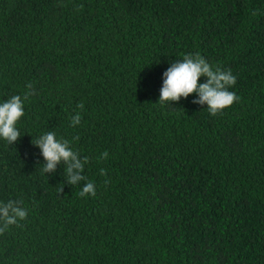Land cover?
<instances>
[{
    "label": "trees",
    "instance_id": "trees-1",
    "mask_svg": "<svg viewBox=\"0 0 264 264\" xmlns=\"http://www.w3.org/2000/svg\"><path fill=\"white\" fill-rule=\"evenodd\" d=\"M196 52L237 78L216 116L196 93L158 103ZM26 93L0 203L28 214L0 264H264V0H0V103ZM49 131L87 181L43 171Z\"/></svg>",
    "mask_w": 264,
    "mask_h": 264
},
{
    "label": "clouds",
    "instance_id": "clouds-1",
    "mask_svg": "<svg viewBox=\"0 0 264 264\" xmlns=\"http://www.w3.org/2000/svg\"><path fill=\"white\" fill-rule=\"evenodd\" d=\"M202 76L207 77V80L200 83L199 78ZM163 77V85L158 99V103L161 105L179 101L181 97L187 98L190 94L196 93L198 99H194L192 103L206 104L210 115L216 116L240 100L235 92L229 90L236 84L237 80L231 70H222L220 67L212 66L199 52L188 53L184 55L182 60L171 63L163 73ZM29 94L26 93L23 98L20 95H12L0 103V138L8 144H14L21 137L17 123L25 114L24 102ZM77 107L82 108L83 104H78ZM80 120L81 115L77 113L71 118V125L79 124ZM32 143L40 148L46 161L43 168L45 173L54 171L57 164L63 161L67 166V182L69 184L76 185L81 180L87 181V177L80 174L84 170V164L77 159L76 154L69 148L68 140L57 139L56 133L49 131L39 136ZM104 156L107 157V152L104 153ZM101 174H105L103 169ZM79 194L81 197L88 194L95 196L94 184L90 181L86 182ZM20 203L22 201L12 199L0 203V221L3 223V227H0V233L7 230L9 226L16 225L18 220H24L27 217V209L19 206Z\"/></svg>",
    "mask_w": 264,
    "mask_h": 264
}]
</instances>
